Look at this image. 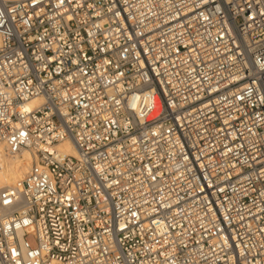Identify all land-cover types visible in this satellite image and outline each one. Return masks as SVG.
<instances>
[{
	"label": "built area",
	"instance_id": "built-area-1",
	"mask_svg": "<svg viewBox=\"0 0 264 264\" xmlns=\"http://www.w3.org/2000/svg\"><path fill=\"white\" fill-rule=\"evenodd\" d=\"M22 149L0 264H264V0H0Z\"/></svg>",
	"mask_w": 264,
	"mask_h": 264
},
{
	"label": "bare ground",
	"instance_id": "bare-ground-1",
	"mask_svg": "<svg viewBox=\"0 0 264 264\" xmlns=\"http://www.w3.org/2000/svg\"><path fill=\"white\" fill-rule=\"evenodd\" d=\"M38 100L28 102V107H32L33 103L38 102ZM56 149L65 154L75 155V149L68 141L59 143L56 145ZM31 159L32 153L29 149H22L19 154L5 155L0 169V189L21 178L28 170Z\"/></svg>",
	"mask_w": 264,
	"mask_h": 264
}]
</instances>
